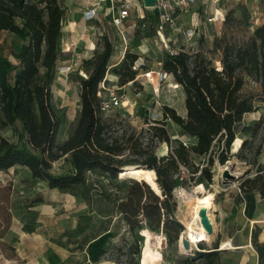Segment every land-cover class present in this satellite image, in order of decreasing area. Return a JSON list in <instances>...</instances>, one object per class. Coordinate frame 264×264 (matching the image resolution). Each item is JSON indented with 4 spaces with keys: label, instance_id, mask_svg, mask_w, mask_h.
<instances>
[{
    "label": "rangeland",
    "instance_id": "obj_1",
    "mask_svg": "<svg viewBox=\"0 0 264 264\" xmlns=\"http://www.w3.org/2000/svg\"><path fill=\"white\" fill-rule=\"evenodd\" d=\"M95 1L59 0L65 9L59 43L65 57L54 69L50 84V106L60 120L55 143L62 144L71 135L80 110L79 83L91 70L93 54L102 52L107 40L111 44V58L99 101L110 99L113 93L121 105L99 116L106 126L108 142L121 150L113 157L114 163L122 165L120 171L131 165L141 166L151 154L157 158L166 156L178 143L192 145L194 139L180 136V128L163 117L164 106L181 118H185L186 111L181 87L167 74L160 81L156 79L155 74L161 68L158 60L166 52L184 46L191 56L198 54L214 68L221 69L222 53L218 45L247 42L264 22V0H195L177 13L180 30L196 27L195 35L188 39L182 33L170 36L167 33L164 42L149 29L144 17L150 10L143 9L140 0H113L114 7L124 1L131 5L129 20L121 28L126 46L123 35L109 25V2L97 7ZM92 10L94 17L86 26L68 28L67 21L74 20L76 12ZM90 48V55L85 54ZM126 52L138 55L143 67L137 69L134 83L123 87L110 65L120 62ZM145 72L153 75L145 76ZM240 95L253 106L252 112L242 118L241 126L248 131L236 133L228 150L230 160L223 165L214 162L210 170L212 182H198L199 174L191 180L190 169L183 166L172 176L173 218L183 225L189 218V199L205 201L214 220L209 245L201 243L193 252L182 253L177 242L169 245L161 232H153L145 225L130 231L116 205L128 195L132 182H146L158 193L147 172L142 181L128 177L111 179L98 170L86 172L83 186L63 193L32 179L27 169L14 166L0 171V264H242L245 253L235 249L220 252L219 227L226 219L223 207L226 195L236 192L243 197L240 185L264 169L259 163L264 149V90L245 77ZM151 127L166 130L170 144L153 137ZM0 136L16 141L10 128L0 129ZM257 151L259 154L255 155ZM192 161L202 168L207 157H193ZM70 170L68 161L63 159L52 164L56 174ZM257 234L256 240H252L256 250V245L264 240L262 231ZM214 247H218L216 253L202 256L215 251Z\"/></svg>",
    "mask_w": 264,
    "mask_h": 264
},
{
    "label": "trees",
    "instance_id": "obj_2",
    "mask_svg": "<svg viewBox=\"0 0 264 264\" xmlns=\"http://www.w3.org/2000/svg\"><path fill=\"white\" fill-rule=\"evenodd\" d=\"M64 16L59 0H0V129L10 128L16 138L10 142L0 136V171L19 166L49 189L66 193L84 185L86 172L98 170L117 179L122 165L113 161L121 150L108 142L106 126L98 113V86L111 58L107 40L102 52L93 54L91 70L79 83L80 110L71 135L62 144L55 143L60 120L50 106V84L54 69L65 57L59 46ZM157 19V11L147 12L144 17L153 35ZM217 48L222 53L221 69L183 49L175 55L165 53L158 60L160 69L181 87L186 111L185 118H181L164 106L163 117L180 128V136L195 142L190 146L178 143L161 158L151 154L139 167L149 174L158 193L146 182H132L128 195L116 205L130 231L145 225L153 232H161L169 245L177 242L183 230L172 216V176L183 166L190 169L191 180L199 174L198 182L211 183L214 162L223 165L230 160L228 150L236 133L248 131L241 126L243 116L253 109L252 103L240 95L245 77L264 90V22L247 42L219 44ZM137 58L126 52L111 68L120 86L134 83ZM151 130L153 137L170 144L166 130ZM193 157H207L206 166L194 164ZM60 159L68 161L69 172L52 171V164ZM240 190L246 195L259 193L264 199V169L244 181ZM256 246L262 256L264 245ZM213 249L202 256L216 253L218 247Z\"/></svg>",
    "mask_w": 264,
    "mask_h": 264
},
{
    "label": "crops",
    "instance_id": "obj_3",
    "mask_svg": "<svg viewBox=\"0 0 264 264\" xmlns=\"http://www.w3.org/2000/svg\"><path fill=\"white\" fill-rule=\"evenodd\" d=\"M83 14V12H76L74 20L67 21L68 28L74 30L76 27L86 26L87 21L82 17ZM91 51L92 48L87 49L85 54L90 55L89 52ZM118 62L110 65V68L117 65ZM259 163L264 167V149L259 155ZM223 202L226 219L219 227L220 246L223 243H230L235 251L245 253L242 264H264V253L262 256L259 255L258 250L252 244L254 237L256 240L257 233L262 231V236H260L264 237V199L256 192L249 195L243 193V197H239L236 192H233L227 194ZM262 245H264V240L258 246L261 247Z\"/></svg>",
    "mask_w": 264,
    "mask_h": 264
},
{
    "label": "built area",
    "instance_id": "obj_4",
    "mask_svg": "<svg viewBox=\"0 0 264 264\" xmlns=\"http://www.w3.org/2000/svg\"><path fill=\"white\" fill-rule=\"evenodd\" d=\"M95 1V0H94ZM109 2L108 10L109 13V25L113 27L116 32H119L122 34L121 28L125 25V23L129 20V14L131 5L124 1L119 7H114V1L113 0H97L93 4H96L97 7H100V3L102 2ZM195 0H154V6L151 8H146L144 6L143 0H140L141 6L145 10H150V12L157 11L158 13V19L156 21V24L154 26V33L156 38H159L162 42H164V39L167 38V33L170 36L172 33H182L183 36L190 39L195 35L196 27L188 28L186 30L181 31L178 26V12L184 11L187 6H190L194 3ZM92 13V14H91ZM94 12L87 11L84 13V20L90 21L94 16ZM139 19L142 20L143 16H139ZM219 19V18H217ZM212 20L215 21L213 18ZM134 26V24H133ZM170 33V34H169ZM172 34V35H173ZM123 35V34H122ZM122 37V36H121ZM122 40L124 42V45L126 44L124 35L122 37ZM126 46V45H125ZM181 49H185L184 46L182 48H179L178 50H170L166 52L169 55H175L180 51H183ZM125 54V53H124ZM124 56V55H123ZM143 66L142 59L138 56L136 62H134L133 70L140 69V67ZM145 76H151L153 75L151 72H145ZM156 75V79L159 81L164 77L166 74L163 73L161 69H158ZM86 77H84L85 79ZM106 80H102V82L98 86V97H100L101 90H105ZM133 82H128L127 84L123 85V87H126L127 85H132ZM121 105V100L117 98L113 93L111 94L110 99H102L99 101L98 106V113L106 112L108 110H114ZM238 193L240 195V191L238 190Z\"/></svg>",
    "mask_w": 264,
    "mask_h": 264
},
{
    "label": "bare ground",
    "instance_id": "obj_5",
    "mask_svg": "<svg viewBox=\"0 0 264 264\" xmlns=\"http://www.w3.org/2000/svg\"><path fill=\"white\" fill-rule=\"evenodd\" d=\"M147 173L139 166L131 165L120 171L119 179L129 178L144 180ZM189 218L182 222L183 230L179 234V248L182 253H191L197 248L198 244L209 245L213 237L214 220L212 212L205 201L198 198L189 199L188 203ZM162 239V238H161ZM188 245V248L183 247V243ZM235 249L230 243H223L220 250ZM99 264H113L111 262H101Z\"/></svg>",
    "mask_w": 264,
    "mask_h": 264
},
{
    "label": "water",
    "instance_id": "obj_6",
    "mask_svg": "<svg viewBox=\"0 0 264 264\" xmlns=\"http://www.w3.org/2000/svg\"><path fill=\"white\" fill-rule=\"evenodd\" d=\"M143 3H144V6L146 7V8H151V7H153L154 6V0H143ZM177 242H179V236H178V240H177ZM178 244V243H177ZM183 247L184 248H188V245L184 242L183 243ZM213 252V251H212Z\"/></svg>",
    "mask_w": 264,
    "mask_h": 264
}]
</instances>
